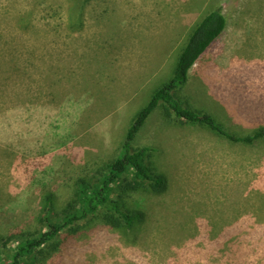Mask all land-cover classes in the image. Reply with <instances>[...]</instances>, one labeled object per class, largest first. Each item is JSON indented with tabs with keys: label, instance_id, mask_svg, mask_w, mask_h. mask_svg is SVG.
<instances>
[{
	"label": "rangeland",
	"instance_id": "obj_1",
	"mask_svg": "<svg viewBox=\"0 0 264 264\" xmlns=\"http://www.w3.org/2000/svg\"><path fill=\"white\" fill-rule=\"evenodd\" d=\"M73 3L0 0L2 262L16 241L47 231L48 219L64 222L73 179L119 154L137 111L217 6L227 32L181 95L204 88L191 107L238 134L264 125V0H91L81 25ZM255 101L263 119H239ZM148 124L135 146L161 148L171 185L155 198L149 228L134 239L77 220L57 235L53 254L27 264H264V148L234 146L197 125L175 129L160 112Z\"/></svg>",
	"mask_w": 264,
	"mask_h": 264
},
{
	"label": "trees",
	"instance_id": "obj_2",
	"mask_svg": "<svg viewBox=\"0 0 264 264\" xmlns=\"http://www.w3.org/2000/svg\"><path fill=\"white\" fill-rule=\"evenodd\" d=\"M90 1L74 0L71 11H79L81 15V19L77 20L76 24L81 25L85 10L83 6ZM227 29L228 19L222 7L217 6L203 16L188 34L185 45L177 51L179 54L173 76L156 89L150 101L137 111L121 142L119 154L99 164L90 174L73 179V194L66 209L70 211L65 216L64 222L57 223L48 219L47 231L38 236L30 235L23 241H16L12 258L7 262H2L0 251V264H27L40 256L42 259L48 257L46 255L53 254L60 245L56 243V237L61 230L84 218L92 217L93 228L101 226L113 233L122 232L125 235H132L134 239L141 231L147 230L148 222L156 212L155 204H158V201H155V198L163 197L171 189V185L168 176L159 168L158 163L164 157L161 148L153 145L136 147L135 143L147 128V124L159 112L161 118L175 129L188 124L197 125L234 146L253 147L255 144H260L264 148V125L261 123L257 128L250 126L247 127L246 132L238 134L230 130L214 113L201 107H191L196 96L203 98L206 95L204 88L196 92L193 97L188 95L185 99L181 95L190 83L193 66L219 43ZM11 69L18 74L20 66L13 65ZM244 110L239 115L240 119H248L250 122L253 112L256 119H263L257 115L260 114V108L257 106L254 109L247 107ZM46 200L53 208L58 203L52 193L46 195ZM161 203L165 202L160 200ZM214 224L215 222L212 228L218 230L216 225L213 226ZM43 264H52V262L47 261Z\"/></svg>",
	"mask_w": 264,
	"mask_h": 264
},
{
	"label": "crops",
	"instance_id": "obj_3",
	"mask_svg": "<svg viewBox=\"0 0 264 264\" xmlns=\"http://www.w3.org/2000/svg\"><path fill=\"white\" fill-rule=\"evenodd\" d=\"M190 76H191V72H190ZM236 95L239 96V97H241L240 94H237V93H236ZM244 95H245V94H244ZM244 104L246 105V104H247V101H246V103H244ZM255 105H256V106L258 105L256 101H255ZM240 106H242V103H241ZM244 111H245L244 108L241 109V110L239 111V115H241V113H243ZM238 118L240 119V116H239Z\"/></svg>",
	"mask_w": 264,
	"mask_h": 264
}]
</instances>
